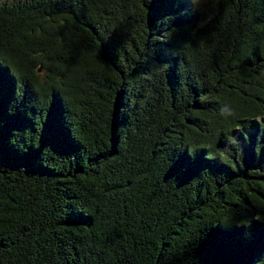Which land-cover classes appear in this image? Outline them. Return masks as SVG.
<instances>
[{
	"label": "trees",
	"instance_id": "trees-1",
	"mask_svg": "<svg viewBox=\"0 0 264 264\" xmlns=\"http://www.w3.org/2000/svg\"><path fill=\"white\" fill-rule=\"evenodd\" d=\"M0 3V264H264V0Z\"/></svg>",
	"mask_w": 264,
	"mask_h": 264
},
{
	"label": "rangeland",
	"instance_id": "rangeland-1",
	"mask_svg": "<svg viewBox=\"0 0 264 264\" xmlns=\"http://www.w3.org/2000/svg\"><path fill=\"white\" fill-rule=\"evenodd\" d=\"M16 0H0L2 2H12ZM187 5L191 8L202 20H206L214 9L216 0H187Z\"/></svg>",
	"mask_w": 264,
	"mask_h": 264
}]
</instances>
